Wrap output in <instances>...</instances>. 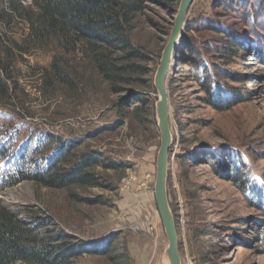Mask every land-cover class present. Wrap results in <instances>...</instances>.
<instances>
[{
  "label": "rangeland",
  "instance_id": "rangeland-1",
  "mask_svg": "<svg viewBox=\"0 0 264 264\" xmlns=\"http://www.w3.org/2000/svg\"><path fill=\"white\" fill-rule=\"evenodd\" d=\"M177 10L143 3L129 33L144 58L125 62L138 71L115 80L78 53L32 46L25 22H0L13 76L11 101L0 105L10 153L0 156V179L24 148L26 172L90 158L82 183L26 179L1 190L0 203L23 220L50 218L79 240L111 241L109 254L76 264H169L155 197V76ZM183 34L167 78V191L182 264H264V0H194ZM53 63L66 78L53 75ZM233 96L241 102L232 106Z\"/></svg>",
  "mask_w": 264,
  "mask_h": 264
},
{
  "label": "trees",
  "instance_id": "trees-1",
  "mask_svg": "<svg viewBox=\"0 0 264 264\" xmlns=\"http://www.w3.org/2000/svg\"><path fill=\"white\" fill-rule=\"evenodd\" d=\"M3 1L0 22L9 29L16 26L14 20L25 22L26 37L32 46L78 53L107 80L138 71L135 69L138 66L125 62L144 58L133 45L129 33L142 12L143 3L162 4L172 11L180 3V0H31L30 5H26L27 0ZM3 37L0 34V105H7L12 98L13 76L11 63L1 55L9 56L12 49L4 45L7 41ZM185 37L183 34L179 47L185 43ZM229 41L238 43L232 34ZM15 44L20 46L16 41ZM52 71L55 77L66 78L64 70L56 63L52 64ZM235 96L232 106L241 102ZM24 149L15 159L18 168L1 177L0 191L26 179L62 188L82 183L88 176L84 169L90 158L65 170H58L61 161L57 159L49 161L45 167L26 172L29 150ZM9 154L8 147L0 141V156ZM19 215V211H12L0 203V264H76V259L84 254L110 252L111 241L79 240L57 231L50 218L23 220Z\"/></svg>",
  "mask_w": 264,
  "mask_h": 264
},
{
  "label": "water",
  "instance_id": "water-1",
  "mask_svg": "<svg viewBox=\"0 0 264 264\" xmlns=\"http://www.w3.org/2000/svg\"><path fill=\"white\" fill-rule=\"evenodd\" d=\"M193 1L194 0H180L178 10L174 17L173 27L167 44L163 50L155 76V85L159 95L157 114L161 133V146L157 156L155 197L157 208L169 241L167 249L169 264H182V260L178 249L176 223L170 208L167 191L168 157L172 142V135L169 125L170 103L166 78L169 74L168 72L171 60L174 56L176 45L184 31L186 18Z\"/></svg>",
  "mask_w": 264,
  "mask_h": 264
},
{
  "label": "bare ground",
  "instance_id": "bare-ground-1",
  "mask_svg": "<svg viewBox=\"0 0 264 264\" xmlns=\"http://www.w3.org/2000/svg\"><path fill=\"white\" fill-rule=\"evenodd\" d=\"M178 44V43H177ZM177 46V45H176ZM170 68V67H169ZM167 78H169V75H167ZM167 78H166V85H167ZM170 125V124H169Z\"/></svg>",
  "mask_w": 264,
  "mask_h": 264
}]
</instances>
